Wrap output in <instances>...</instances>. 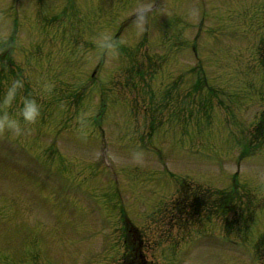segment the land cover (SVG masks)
<instances>
[{"label": "rangeland", "instance_id": "rangeland-1", "mask_svg": "<svg viewBox=\"0 0 264 264\" xmlns=\"http://www.w3.org/2000/svg\"><path fill=\"white\" fill-rule=\"evenodd\" d=\"M157 1L0 0V116L39 109L0 131V264H119L123 216L153 264H264V0ZM149 98L175 116L143 118Z\"/></svg>", "mask_w": 264, "mask_h": 264}, {"label": "clouds", "instance_id": "clouds-1", "mask_svg": "<svg viewBox=\"0 0 264 264\" xmlns=\"http://www.w3.org/2000/svg\"><path fill=\"white\" fill-rule=\"evenodd\" d=\"M16 89H17V84L15 83L8 88L4 100V103L6 105L11 104V102L13 101L15 97ZM20 116L27 123L35 122V120L39 117V109L34 102L28 101L25 103L24 108L20 113ZM5 129L15 133H19L20 132L19 120L9 118V116L6 113L3 116H0V131Z\"/></svg>", "mask_w": 264, "mask_h": 264}, {"label": "trees", "instance_id": "trees-1", "mask_svg": "<svg viewBox=\"0 0 264 264\" xmlns=\"http://www.w3.org/2000/svg\"><path fill=\"white\" fill-rule=\"evenodd\" d=\"M254 131L256 143L264 142V122L257 125Z\"/></svg>", "mask_w": 264, "mask_h": 264}]
</instances>
